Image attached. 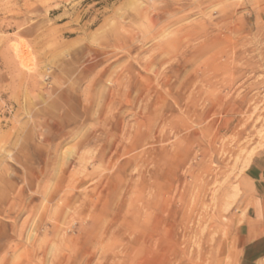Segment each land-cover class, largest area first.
<instances>
[{
  "label": "rangeland",
  "instance_id": "obj_1",
  "mask_svg": "<svg viewBox=\"0 0 264 264\" xmlns=\"http://www.w3.org/2000/svg\"><path fill=\"white\" fill-rule=\"evenodd\" d=\"M264 163V0H0V264H240Z\"/></svg>",
  "mask_w": 264,
  "mask_h": 264
},
{
  "label": "crops",
  "instance_id": "obj_2",
  "mask_svg": "<svg viewBox=\"0 0 264 264\" xmlns=\"http://www.w3.org/2000/svg\"><path fill=\"white\" fill-rule=\"evenodd\" d=\"M248 206L239 226L240 264H264V163L246 175Z\"/></svg>",
  "mask_w": 264,
  "mask_h": 264
}]
</instances>
